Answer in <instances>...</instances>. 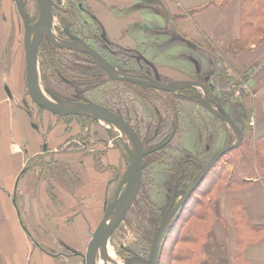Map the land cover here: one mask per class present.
Returning a JSON list of instances; mask_svg holds the SVG:
<instances>
[{
  "label": "crops",
  "instance_id": "1",
  "mask_svg": "<svg viewBox=\"0 0 264 264\" xmlns=\"http://www.w3.org/2000/svg\"><path fill=\"white\" fill-rule=\"evenodd\" d=\"M131 1L88 4L103 8V25L112 33L120 27L112 9L130 7ZM158 1L175 17L169 29L190 43L183 45L188 51L195 47L228 75L245 76L240 92H222L217 98L230 103L239 98L240 120L226 114L240 130L264 135V31L244 29L241 0L222 5L208 4L213 0ZM132 13L142 18L136 10ZM251 19L245 21L249 26L257 18ZM14 28V1L0 0V264H85L87 243L126 169V152L92 138L79 143L62 120L53 123V131L43 127L16 92L20 67ZM165 66L157 70L171 78L172 67ZM69 121V127H78L77 120ZM245 180L216 193L202 264H264V166Z\"/></svg>",
  "mask_w": 264,
  "mask_h": 264
},
{
  "label": "rangeland",
  "instance_id": "2",
  "mask_svg": "<svg viewBox=\"0 0 264 264\" xmlns=\"http://www.w3.org/2000/svg\"><path fill=\"white\" fill-rule=\"evenodd\" d=\"M19 1L24 4L30 22L36 21L38 17L37 1ZM50 2L52 6L51 33L57 41H70L64 32V28H68L71 33L78 36L79 40H83L97 50L110 63L112 74L146 78L172 84V91L158 89L150 91L149 89L153 88L146 87L147 89H142L120 83V80L110 77L104 70L103 78L112 79L116 82L107 83L103 88L96 90H86L83 84L72 82L66 78H58L50 69H41V54L39 50L37 52L38 88L48 98L77 102L81 101L80 96L84 95L100 105L111 108L114 112H121L120 114L130 121L132 126L134 125L133 127L136 129L143 150L161 144L175 129L172 139L159 149L162 150L161 153L144 157L147 160L144 187L140 185L134 199L141 205H145L146 200H148L155 217L161 220L171 202L174 190L179 191L175 198V202H177L183 196L182 190H186L190 186L200 167L220 147L234 142L237 134L229 123L215 117L205 108L206 95L200 85L186 86L183 81L201 82L206 88L208 99L210 98L209 101L211 100L210 103L212 102L211 105L214 109L221 110L240 120L239 112H242V108L239 98L237 102L230 103V101L224 102L225 100L222 101L217 98V95L222 92H224V95L236 91L237 93L240 92L239 85L242 81L245 82V76L238 77L232 73L228 75L229 73L225 69L220 68L218 62H215L208 55L205 56L201 51H196L195 47L188 51L183 45L186 44L189 47L191 46L190 43L188 44L186 40L181 39L169 29L173 23L171 18L175 17L167 14L163 7L158 4L160 3L158 0H132L130 7L120 8L119 10L112 9L117 17L114 18L116 22H121L120 27L112 33H109L103 25L102 19L104 18H101L103 8L90 6L88 0H60V2L50 0ZM135 10L139 16L142 15V18H135V14L132 13ZM14 18L17 46L22 52L23 61L20 86L16 87V92L21 98L20 101L24 102L30 111L37 113L38 120L43 123V127L46 126L53 131V123L62 120L64 125L68 124V126H65V131L70 130L71 132L74 130L75 135L72 134L70 138L73 137L72 139H76L79 143L92 138L95 142L104 143L105 141L106 144L111 142L124 148L110 122L75 118L69 114L58 113L41 107L32 100L28 93L25 78L24 26L15 2ZM256 18L249 26L248 22L245 21L252 19L246 10L244 29L247 31L256 30L262 33L264 31V18ZM43 40H47L51 44L46 37L41 41ZM253 41L257 42L258 38L253 39ZM44 45H47V43L45 42ZM65 52L82 53L73 48H67ZM165 65L172 67L169 72L171 78L157 70V66H159L164 71L168 67ZM243 88L245 89L244 86ZM182 95H187L185 101L178 98H183ZM174 104H177L178 109L174 107ZM56 115L63 117H56ZM246 115H249L247 109ZM160 117L162 120L159 125L158 118ZM71 119L77 120L78 127H69L71 122L69 120ZM108 128L112 132L111 136L107 132ZM126 156L127 166L124 172H121L118 185L122 186V189L124 187V175L128 171L131 161L127 152ZM185 159L191 160V162L186 163L189 167L196 168V173L191 182L184 178L183 174H176L174 171L178 164H181ZM207 181L206 179L205 182ZM206 185L207 183L195 191L196 186L188 197V201L186 200L170 217L167 224L168 232L164 238L162 248L159 250L161 256H159V253L157 255V264H174L171 256L182 246V244L176 245L177 235L184 230L182 228L189 226L187 224L183 226V224L184 220L189 218V209L192 206L190 203L193 199H200L201 190L206 189ZM191 196L192 200L189 201ZM203 199L206 200V197ZM133 203L130 207L131 210L129 208L122 222L103 243L106 245L108 257L103 260L98 248L94 257V264H145L157 226H151L149 223L144 222L146 230L138 229L137 214L130 211H138L139 208L137 204L133 205ZM190 222L202 227L205 238L203 240L201 237V239L206 241V231L208 229L206 225H208V222L198 221L195 218L190 219ZM148 231H151V234L146 240L144 238L146 237L145 232ZM192 233H198V231L192 230ZM202 240H198V246L202 244ZM203 254V248H198L196 258L198 259L196 261H199L198 264L203 263V258H205Z\"/></svg>",
  "mask_w": 264,
  "mask_h": 264
},
{
  "label": "water",
  "instance_id": "3",
  "mask_svg": "<svg viewBox=\"0 0 264 264\" xmlns=\"http://www.w3.org/2000/svg\"><path fill=\"white\" fill-rule=\"evenodd\" d=\"M36 1L38 8V17L36 21L31 23L30 17L25 10L24 4L19 0H14L24 26L25 78L28 93L31 96L32 100L39 106L58 113L90 117L96 120H104L110 122L114 132L120 138L124 149L131 159L128 171L124 175L123 189L122 186L117 187L113 199L107 204L105 208L102 220L96 227L87 243L86 252L83 255L84 263L94 264V257L97 249L108 239L113 230L122 222L140 189L143 157L164 147L172 139L174 131L161 144L147 150H143L136 130L122 116V114L114 112L108 107L100 105L85 96H81V101L68 102L62 100H54L42 94L40 89L38 88L36 74V57L42 36L45 35L48 41L53 46L68 49L73 48L79 50L82 53L91 55L103 67L108 75L115 79L127 81L132 84L143 85L145 87H151L153 89L162 91H172L173 86L171 83H162L158 80L142 79L129 76H116L111 72L110 63L97 50L92 48L83 40H79L76 37L70 36L72 38V42L57 41L51 33L52 6L50 0ZM57 1L60 2V0ZM32 33L33 36L31 37ZM183 83L186 86L200 85L204 89L206 95V99L204 102L205 108L215 117L223 120L226 123H229L237 132V136L234 142L220 147L209 157L207 162L202 167H200L199 172L193 179V182H191L190 186L186 190H182L183 196L177 202H175V197L179 191L174 190L171 202L165 210L161 221L154 232L149 248L148 258L145 264H157L158 250L162 241V237L168 229L167 224L170 220V217L177 211V209L181 205L184 204V202L193 192L194 188L203 179V177L213 166V164L224 153L239 146L243 136L240 128L228 114L221 110H216L212 107L206 93V88L204 85H202L201 82L183 81ZM107 132L109 135H112L110 129H107ZM43 147L45 148V145Z\"/></svg>",
  "mask_w": 264,
  "mask_h": 264
},
{
  "label": "trees",
  "instance_id": "4",
  "mask_svg": "<svg viewBox=\"0 0 264 264\" xmlns=\"http://www.w3.org/2000/svg\"><path fill=\"white\" fill-rule=\"evenodd\" d=\"M230 1L231 0H213L211 2H208V4L217 3L222 5ZM246 10L250 14L251 18H264V0H241L242 18H245ZM45 42L47 43V45H44ZM38 50L40 51V59L42 60L41 69H50L52 73L58 78H66L72 82L83 84L86 87V90H96L99 88H103V86H105L107 83L116 82L112 79L103 78V74H105L103 67L89 54L79 52H65V49L53 46L49 44L47 40L41 41ZM120 81V83L147 89L144 86L134 85L127 81ZM149 90L152 91L154 89ZM182 96L183 98H178L185 101L187 99V95ZM174 107L178 109L177 104H174ZM69 115L75 118L93 119L90 117H83L72 114ZM161 120V117L158 118L159 125L161 124ZM128 122L130 123V121ZM242 134L243 136L239 146L227 151L228 153L226 154L224 153L225 155L223 154L224 156L222 155V157L213 164L209 172L196 187L195 191L202 185H205V183H207L206 189L201 190L202 193L200 194V196L202 198L200 197V199L198 198L193 200L192 196L189 198V201L192 200L190 203V205L192 206L189 209V218L187 220H184L183 224V226H185L186 224L189 226L182 228V230H184L177 235L176 245L182 244V246H180L178 248L179 250L171 256V258L173 257L172 259L174 264H198L199 261H196L198 260L196 259L197 249L204 248L205 244L207 243V240L203 241L205 238V232L202 227L196 225L195 223L192 224L190 222V219L195 218L198 221L208 222V225H206L208 228L206 231V239H209L211 234V229L209 227L210 222L215 216V200L213 199L216 193L221 189H231L242 186L246 183V178L254 177L256 175V170L264 166V135L257 136L254 135L251 131L248 133L243 130ZM161 151L162 150H159L158 152H153L145 156H154L155 154L161 153ZM144 157L142 160L141 187H144V176L146 174L145 169L147 160H145ZM188 162H191V160L185 159L181 164H178L177 168L174 171L176 174H183V177L187 178L188 181L191 182L194 174L196 173V168H194L193 166L189 167V165L186 164ZM206 179L208 180L207 182H205ZM205 197L206 200L203 199ZM136 204L138 205L139 210L130 212L137 214L136 221L138 223V229L146 230V227L143 224L144 222L149 223V225L151 226L159 225L161 220H158V217H155L154 211L151 210V207L148 204V200H146L145 205H141L138 201L135 200L133 205ZM192 230L198 231V233H192ZM167 232L168 229L162 238L159 250H161L162 248ZM150 234L151 231L145 232L146 237L144 238L147 240ZM201 237L203 240L201 239ZM198 240H202V244L200 246L197 245ZM159 256H161V253H159Z\"/></svg>",
  "mask_w": 264,
  "mask_h": 264
},
{
  "label": "bare ground",
  "instance_id": "5",
  "mask_svg": "<svg viewBox=\"0 0 264 264\" xmlns=\"http://www.w3.org/2000/svg\"><path fill=\"white\" fill-rule=\"evenodd\" d=\"M116 23L119 25L121 22L117 21ZM15 49H16V52H17V55H18L16 62L18 63V67H20V70L18 72L17 71L15 72V75H16L15 78L17 80V83H19L20 71H21V68H22V65H23L22 52H21L19 46H15ZM41 93L45 95L44 92L41 91ZM99 249H100L99 250L100 256L102 257L103 260H105L106 257H108L107 254H106V245L105 244L100 245Z\"/></svg>",
  "mask_w": 264,
  "mask_h": 264
},
{
  "label": "flooded vegetation",
  "instance_id": "6",
  "mask_svg": "<svg viewBox=\"0 0 264 264\" xmlns=\"http://www.w3.org/2000/svg\"><path fill=\"white\" fill-rule=\"evenodd\" d=\"M94 18V17H93ZM64 32L67 34V36H68V38H69V40L70 41H67V42H72V38L70 37V36H73V37H78L77 35H75V34H73V33H71L69 30H68V28H64ZM44 37H46L45 35H43L42 36V39L44 38ZM41 39V40H42ZM41 43V42H40ZM86 43V42H85ZM40 45V44H39ZM59 48V47H58ZM38 49H39V47H38ZM61 49H65V50H67V48H61ZM94 58V57H93ZM95 59V58H94ZM81 97V96H80ZM176 198V197H175Z\"/></svg>",
  "mask_w": 264,
  "mask_h": 264
}]
</instances>
